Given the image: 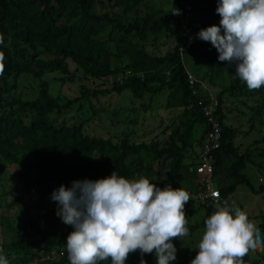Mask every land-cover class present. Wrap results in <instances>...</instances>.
I'll return each mask as SVG.
<instances>
[{
  "label": "trees",
  "instance_id": "obj_1",
  "mask_svg": "<svg viewBox=\"0 0 264 264\" xmlns=\"http://www.w3.org/2000/svg\"><path fill=\"white\" fill-rule=\"evenodd\" d=\"M96 0H0V34L8 40L7 50L1 52L5 55V72L0 76L2 87H0V103L8 108L7 112L0 117V160L15 164L18 155L24 154L29 159V170L33 173V181L24 174L17 176V194L12 200L11 206L21 202L28 194L53 193L61 185L71 187L73 181L104 179L115 171L118 176L130 179L133 171L126 165L129 157L138 155L139 152H147L154 159L168 162L164 173L165 186L156 185L163 189L166 186H185L188 192L196 193L197 178L188 173L182 164V155L189 148L194 126H202L204 135L207 131L205 119L201 114V108L207 101L193 96L187 85L186 74L183 70L180 54L186 53L205 59L209 69H221L227 62L218 59L219 53L211 44L198 38V33L213 25L220 26L221 17L217 14L219 0H173V9L179 10L180 14L174 28L161 22L145 19L140 25L131 24L123 27L107 17H94L90 10ZM143 0H121L124 11L128 12ZM181 1H189L191 6L199 15L200 21L188 25V16L180 7ZM74 20V21H73ZM75 22H82L81 28ZM104 22L113 29L123 34H132L139 40H143L144 34L164 32L173 38L172 52L162 58H149L142 54L138 59L131 61L128 69L137 71L143 68L157 70L159 68L168 71L167 81L157 74H147L141 78H128L121 83H114L111 91L117 94L128 92L132 97L139 99L152 83H158V90L169 88L181 91L190 105L187 118L181 124L180 135L176 136L179 147L170 140L164 148L156 144L149 147L145 145H131L126 140L118 144H112L108 140L87 138L82 136L78 127L55 128L49 115L57 112L60 106L47 94L46 85L40 84L37 97L32 101L23 102L17 99L5 101L1 94L6 91L7 83L4 78L28 73L33 77L43 74L59 73L62 76L68 74L66 60L71 61L84 76L96 80L105 79L112 74L121 73L120 70H109L100 63L101 44L92 38L97 30L91 24ZM193 32L190 43L187 44L186 30ZM224 34L221 28V35ZM34 50L37 45L51 59L41 60L35 56L25 57V50L21 46ZM129 70V71H130ZM195 86V85H194ZM193 86V87H194ZM235 75L233 87L235 90H244L247 86ZM230 89V88H229ZM228 89V90H229ZM247 90L258 97L259 106L255 113L264 109V86L259 90ZM215 116L220 126L221 139L219 148L213 153L212 159V182L215 183L216 174H221L224 181L215 183V189L221 199V205L227 202L231 206V196L239 186L246 187L252 194H263L264 186L252 189L248 179L242 172L249 162L247 153L239 155L231 146L234 137L233 132L222 124L220 103ZM28 117V126L22 125L21 118ZM264 126V122H263ZM264 142V137L262 138ZM203 142V141H202ZM94 156L100 158L94 159ZM193 167V166H192ZM204 216L200 227L205 230V220L208 213L213 211L212 207L204 208ZM43 223L48 227L47 231L33 229L36 241L22 242L12 241L3 245L2 249L8 255L20 256L18 264L27 263V253L30 248L41 249L43 255L48 254L55 247L66 248L67 237L74 231L72 226L58 227V218L53 211L42 216ZM261 228L264 232V213L260 218ZM198 251L189 261L179 262L177 260L170 264H191ZM141 259L146 264H156V257L152 254L141 256L140 252L130 254L126 264H140ZM51 264H69L67 253ZM100 264H111V260L102 261ZM244 264L250 263L244 257Z\"/></svg>",
  "mask_w": 264,
  "mask_h": 264
},
{
  "label": "rangeland",
  "instance_id": "obj_2",
  "mask_svg": "<svg viewBox=\"0 0 264 264\" xmlns=\"http://www.w3.org/2000/svg\"><path fill=\"white\" fill-rule=\"evenodd\" d=\"M179 5L181 8L191 6L189 1H181ZM174 12L173 0H143L128 12L123 10L121 0H96L90 10L92 16L107 17L123 27L134 23L140 25L143 20L150 19L174 28L179 17ZM187 16L188 25L200 21V15L193 8ZM75 24L79 28L82 26V22H75ZM91 25L97 30L92 38L102 47L100 63L109 70L129 71L127 66L130 62L138 59L142 54L149 58H162L170 54L173 49V38L168 37L164 32L147 31L143 40H139L132 34H123L104 22ZM186 33L185 39L189 44L193 32L187 29ZM3 38L4 43L0 44V52L1 49L7 50L8 40ZM21 48L25 50L26 58L30 56L41 60L52 58L37 45L34 50L23 45ZM180 60L185 74L196 81V85L189 89L191 95L205 101L215 99L220 103L222 124L234 134L232 148L239 155L244 153L248 155L249 162L242 174L248 179L252 189L256 190L259 186H264V142L262 141L264 109L255 113V109L259 106L258 97L251 94L247 88L235 90L233 87L235 63L227 62L223 68L211 70L207 67L205 59L197 56L182 52ZM65 62L68 70L66 76L52 73L36 78L28 73H21L5 77L7 87L1 97L5 101L10 99L32 101L37 97L40 84L44 83L48 96L60 106L57 112L49 115L55 128L78 127L82 136L108 140L112 144L126 140L131 145L149 147L156 144L159 148H164L172 140L179 147L175 139L177 135H180L181 124L187 118L191 107L186 104L181 91L172 88H164L160 91L159 84L152 83L142 97L136 99L128 92L117 94L111 91L114 74L105 79L96 80L84 76L71 61ZM130 72L141 79L146 73L157 74L164 81L168 78L166 69L147 70L145 63L143 68L137 71L130 70ZM0 87H2L1 81ZM7 110L4 102H1L0 117ZM28 117L29 115L26 114L25 118H21L22 125L28 126ZM202 134V126H194L191 140L188 142L190 146L182 155V164L188 173H192L191 167L195 165L200 152ZM167 163V161L162 162L161 159H154L152 154L143 151L126 160V165L133 171L131 180L148 178L152 183L160 186H165L164 173ZM19 174H24L33 181L34 175L29 170V159L24 154L18 155L15 164L0 160V249L3 245L16 240L26 243L36 241L33 229L47 231L48 227L41 218L50 211L56 214L58 209V203L51 199L52 193L43 192L25 195L19 204L11 206L17 194ZM223 181V175L216 174L215 183ZM215 183L212 182L214 188ZM172 188L186 190L185 186ZM189 194L191 200L185 205L189 236L184 240L172 241L177 248L176 260L179 262L189 261L191 256L199 251L198 244L205 231L199 226L204 216V209L193 199L195 193L189 192ZM229 198L231 206L238 207L246 213L249 220L254 221L264 235L260 221L264 213V195L252 194L246 187L239 186ZM57 218L58 227L70 226L64 224L58 216ZM49 253L43 256L41 249L30 248L26 264H51L67 252L61 245ZM3 254L10 264L19 263L20 256L8 255L5 251ZM153 254L155 255L154 252ZM245 257L252 264H264V249L250 252Z\"/></svg>",
  "mask_w": 264,
  "mask_h": 264
},
{
  "label": "clouds",
  "instance_id": "obj_3",
  "mask_svg": "<svg viewBox=\"0 0 264 264\" xmlns=\"http://www.w3.org/2000/svg\"><path fill=\"white\" fill-rule=\"evenodd\" d=\"M216 12L220 26L202 29L198 38L211 42L219 61L236 64L235 75L249 90H259L264 86V0H219ZM5 59L0 52V76ZM51 199L58 203L56 215L74 228L66 243L69 264L109 259L111 264H126L137 251L141 256L154 252L156 264H170L177 259L172 241L189 236L185 212L189 192L171 186L161 189L148 178L130 180L114 171L104 179L61 185ZM216 208L205 220L206 230L191 264H244L250 252L264 249V235L246 213L227 202L218 201ZM0 264H10L2 249ZM140 264L146 261L141 259Z\"/></svg>",
  "mask_w": 264,
  "mask_h": 264
},
{
  "label": "built area",
  "instance_id": "obj_4",
  "mask_svg": "<svg viewBox=\"0 0 264 264\" xmlns=\"http://www.w3.org/2000/svg\"><path fill=\"white\" fill-rule=\"evenodd\" d=\"M182 9L184 11L186 20L190 8L188 6H184ZM132 77H134V75L130 71H123L113 77V82L121 83L122 81ZM186 81L190 89L196 85V81L189 75H186ZM217 107V101L215 99H209L207 103L201 108V114L205 119L207 131L204 135L195 165L191 167L192 174H194L197 178V190L193 199L204 208H213V211L208 213V217H210L217 210V202H221L218 191L212 185V156L213 153L219 148L221 139L220 126L215 116Z\"/></svg>",
  "mask_w": 264,
  "mask_h": 264
}]
</instances>
